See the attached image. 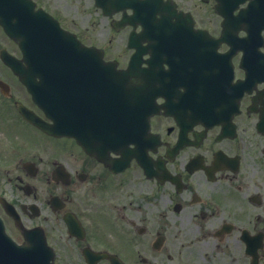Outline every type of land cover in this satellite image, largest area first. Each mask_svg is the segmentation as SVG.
I'll return each instance as SVG.
<instances>
[{"label":"flooded vegetation","instance_id":"1","mask_svg":"<svg viewBox=\"0 0 264 264\" xmlns=\"http://www.w3.org/2000/svg\"><path fill=\"white\" fill-rule=\"evenodd\" d=\"M259 1L264 4V0ZM248 3L241 1L233 14ZM214 4V0L208 1V24L217 36L222 18L214 16ZM50 13L63 27H71L62 9ZM112 15L117 20L121 13ZM131 29L126 26L109 33L113 37L108 39L109 57L117 59L120 67L126 66L123 63L134 51L126 46ZM177 36L168 32L158 39L157 70L162 87L174 79L172 75L182 62ZM239 36H245V32L240 31ZM78 37L91 39L89 44L103 47L107 54L101 29L96 33L81 29ZM150 56V51L143 52L142 67L148 66ZM214 64L217 70L212 74L205 75L197 68L188 70L194 89L192 99L196 100L194 110L203 113L205 122L195 120L185 130V138L171 158L167 157V148L178 144L180 127L173 115L164 114L163 108V113L152 117L164 141L150 154L154 164L166 167L168 176L165 172L161 176L159 172L146 174L133 158L126 168L112 172L111 167L84 153L74 157L73 146L59 149L66 156L52 152L60 158L45 157L39 166L34 163L35 170L33 165L24 166L14 175L20 182L15 183L18 205L31 203L22 205V209L26 207L33 213L36 203L41 206L38 217L53 226L62 225L66 232L63 215H76L81 238L68 235L72 241L70 255L74 256H67L69 262L111 264L118 259L124 264H264V74L256 70L246 91L247 84L237 86L220 73V59ZM245 76L246 71L238 69L236 78ZM200 88L208 89L209 97H198ZM158 101L163 104L166 99ZM169 102V110L176 112L174 100ZM52 158L70 174L73 185L64 187V192H53L49 183ZM40 173L42 178L38 177ZM28 184L32 193L27 195L23 191ZM53 194L59 199H52ZM19 196L30 200H20ZM53 208H58L57 219ZM85 250L108 254L95 261L90 253L87 259Z\"/></svg>","mask_w":264,"mask_h":264},{"label":"rangeland","instance_id":"2","mask_svg":"<svg viewBox=\"0 0 264 264\" xmlns=\"http://www.w3.org/2000/svg\"><path fill=\"white\" fill-rule=\"evenodd\" d=\"M67 2L71 5V9L75 10L76 8V5L79 6L80 4L77 3V0H67ZM45 3L51 7V8H58V9H62L64 12L67 13V18L69 20H71V18L69 17V13H71L72 11L66 9V7L63 5L64 2H58V1H54V0H45ZM82 8L83 9H88L89 8V1L88 0H84L82 3ZM203 11L202 8H199L196 10V13L199 14ZM85 18H88L87 15L85 16ZM202 19H204V17L202 18H199V20L201 21ZM77 26H81V24H77ZM9 41V40H8ZM8 41L6 40L5 37H0V44L3 43V44H6V45H9L11 47V45L8 43ZM10 42V41H9ZM15 49V48H14ZM16 51V49H15ZM19 83L17 82H13L12 84V90H13V94H14V97L16 99H22L25 98L26 99V102L28 101L26 96L24 95V89L23 87L20 85L19 87ZM29 103V102H27ZM1 105V104H0ZM1 109H3L2 107H0ZM8 113V111H5ZM9 114V113H8ZM0 122L5 125V126H8V127H11L12 128V132H13V135H14V138H11L8 142V149H5L6 151H10V149H14L16 148V150H28L30 147H33L34 146V140H29V138L27 137L26 135V130L24 128H20L17 127L15 125V122L13 121V118L11 117V115L9 114V121L7 123V120H5L3 117L0 116ZM20 130H22L20 132ZM10 133H4L0 130V139L3 137V136H6ZM31 135V134H30ZM29 135V136H30ZM37 133L34 132L31 136H33V138L36 140L37 138ZM43 138L42 137H39V141L42 140ZM38 145V144H37ZM2 146H6L7 147V144H6V141H1L0 142V148ZM41 148L42 149H45L48 153H49V150L48 148L44 145V144H41ZM32 150V149H31ZM6 151L4 150H0V174H3L5 175V173L2 171V166L9 163L12 159V157L14 156L15 153L13 154H10V153H7ZM17 153V152H16ZM52 156H56V157H59L60 158V155H56L54 153H51ZM62 156H66L67 154H64L62 153L61 154ZM45 166H50V164H44ZM19 171L15 172L14 174L18 173ZM39 178H42L43 175L40 173L38 175ZM40 181V180H39ZM0 192H5L6 193V196L7 197H13L14 195H16L17 191H14L12 192L9 188V183L8 181L5 179V177H3L2 175H0ZM19 199L20 200H30L28 198H21V196H19ZM26 223H29L30 221L29 220H26L25 221ZM57 229L59 230H62V225H56L55 226ZM61 238V237H60ZM53 241L57 244L58 248H59V252L61 253H64V247L63 246H59L58 243L59 240L57 239H53Z\"/></svg>","mask_w":264,"mask_h":264},{"label":"water","instance_id":"3","mask_svg":"<svg viewBox=\"0 0 264 264\" xmlns=\"http://www.w3.org/2000/svg\"><path fill=\"white\" fill-rule=\"evenodd\" d=\"M17 8L9 6L6 0H0V22H3L7 27V31L10 35L16 39L20 40L22 38V33L19 30L20 26L24 25L25 22H16ZM30 24V22H29ZM7 64L12 67L19 65V61H16L14 57L7 55L4 57ZM27 65L31 64V54L24 47V58ZM31 74V72H29ZM21 77L25 75V71L19 73ZM29 74V75H30ZM31 82V81H30ZM32 83V82H31ZM29 119L33 120L30 116H27ZM34 121V120H33ZM89 147V146H86ZM93 147V146H92ZM2 233L0 230V253L3 251V255H0V264H27L25 258L22 253L26 249L23 246H16L12 242H10L7 238L2 239ZM34 264V263H29Z\"/></svg>","mask_w":264,"mask_h":264}]
</instances>
